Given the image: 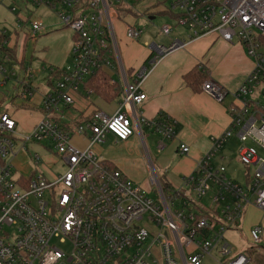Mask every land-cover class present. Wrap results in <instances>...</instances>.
Returning <instances> with one entry per match:
<instances>
[{
  "label": "built area",
  "instance_id": "built-area-1",
  "mask_svg": "<svg viewBox=\"0 0 264 264\" xmlns=\"http://www.w3.org/2000/svg\"><path fill=\"white\" fill-rule=\"evenodd\" d=\"M18 1L46 8L72 31L74 63L64 69L54 92L44 99L43 117L29 136L20 138L11 115L0 114V264H202L203 260L251 264L246 254H233L225 233L235 227L246 206L264 210V0H171L167 5L166 10L179 14L176 24L187 29L192 39L215 33L224 42H238L253 68L226 107L228 127L212 140L192 176L182 180V190L164 194L156 186L157 201L146 198L90 148L106 133L119 141L130 138L135 128L128 112L157 136L158 151L166 148L175 135L174 123L166 117L157 122L139 118L135 106L146 98L140 87L152 66L178 44L169 48L151 44L155 55L150 68L135 73L115 113L95 111L72 128L58 122L54 114L60 104H72L71 94L82 81L110 69L112 3L124 0ZM44 28L40 21H31L32 36ZM170 31L165 25L159 32L167 36ZM142 34V29L126 28L129 39L137 40ZM3 48H10L9 41L0 44V55ZM2 57L10 63L8 54ZM0 72H6L1 64ZM202 90L220 103L226 96L211 81ZM87 132L89 148L71 145L72 136ZM44 139L65 170L49 180L35 175L14 178L12 158L18 143L24 147ZM232 139L239 143L236 156L244 168V185L227 177L223 164H215L216 159L223 160L219 150ZM177 152L187 155L189 148L180 144ZM207 194L209 208L199 203ZM249 240L253 245L261 243L259 227L249 231Z\"/></svg>",
  "mask_w": 264,
  "mask_h": 264
},
{
  "label": "crops",
  "instance_id": "crops-1",
  "mask_svg": "<svg viewBox=\"0 0 264 264\" xmlns=\"http://www.w3.org/2000/svg\"><path fill=\"white\" fill-rule=\"evenodd\" d=\"M170 1L124 0L120 3L113 1L110 40L114 52L109 58L110 69L101 72L110 79V84L116 88L117 94L109 99L105 94L96 93L85 87L83 83L85 79L78 91L71 94L72 104L69 106L60 104L59 111L54 114L58 122L72 128L85 123L95 111L112 116L122 102V94L126 85L134 82L135 73L141 68H150V61L155 52L149 46L156 43L160 47L169 48L174 43L178 44L176 48L160 56L156 64L152 66L140 87L146 98L141 104L135 106V112L139 118L157 122L161 117H166L174 123L175 135L167 142L166 148L161 152L157 150V136L150 128L138 125L132 112L127 114L135 128L130 138L126 141H119L114 135L106 133L100 143L90 148L98 160L119 170L135 188L142 191L153 185L156 187L155 177L158 179V184L159 178H163L173 191L183 189L182 180L192 176L197 162L210 150L212 140L220 136L228 127L229 116L226 107L234 101L235 92L248 78L253 68L252 60L238 42H224L215 33L192 39L190 32L178 26L173 16L168 13L170 11L166 10ZM21 3L28 4L18 0H1L0 9L7 14V10L11 12V9L16 7L15 5L21 6ZM116 4H118L117 8H125L123 12L122 10L117 11ZM45 9L43 11L47 13L49 10ZM127 9L131 11L126 12ZM45 12H41L39 18L40 22L49 28L50 23L41 19ZM51 13L48 12L56 18ZM157 16L162 17L158 23L156 22L158 27L165 25L170 27L171 31L167 36L159 32L161 27L155 28L153 21ZM141 19L146 21L149 33L138 25L137 22ZM2 23L3 21H0V44L5 40L12 42L14 35L10 39L1 27ZM128 26L143 30L139 39L132 40L126 36ZM4 32L6 35H3ZM28 36H24L25 41L29 39ZM2 53L3 55L11 53L14 59L9 55L10 63L3 62V55H0V64L6 70L3 74L0 72V88L7 84L16 66L25 67L27 65L24 59L20 62L21 64H17L16 55L11 47L3 48ZM192 71L206 78L198 90H194L185 81V76ZM50 81L52 85L50 83L47 85L49 89L41 90L32 88L29 82L22 79L20 83L16 82L14 85L13 94L12 91L8 94L0 92V114H10L16 122L17 130L29 132L43 117L44 99L54 92L57 80L51 78ZM207 81L213 82L225 92L223 102H217L202 90L203 84ZM115 100H117L115 106L111 105L110 103ZM89 137V132L82 136L74 135L70 139L71 145L79 150H85L89 148ZM150 144L161 156L159 165L151 158ZM180 144L189 148L187 155H179L177 152ZM238 147L237 140H230L218 152L223 160H215V164L225 166L227 177L236 182H238L237 174L234 169H229V165L234 162L239 163L236 156ZM243 176L244 183L241 185L245 184L244 171ZM30 177L32 176L25 178ZM254 227L261 229L262 240L258 246L253 245L249 240V231ZM237 230L240 233L244 231L245 240L252 244L249 247L245 246L239 253L248 256L247 250L253 248L264 254V210L253 205L246 206L241 218L230 231L237 232ZM250 263L254 264L251 258ZM258 264H264V260Z\"/></svg>",
  "mask_w": 264,
  "mask_h": 264
},
{
  "label": "rangeland",
  "instance_id": "rangeland-1",
  "mask_svg": "<svg viewBox=\"0 0 264 264\" xmlns=\"http://www.w3.org/2000/svg\"><path fill=\"white\" fill-rule=\"evenodd\" d=\"M15 6L16 7H13L15 9V13L7 10L8 13L6 14L0 9V21H3L1 27H3V29L7 32L10 39L14 35L13 41H8L11 43L9 46L14 50L16 55L15 59L17 64H21L20 62L24 59V62H26L27 65L25 67L16 66L17 68L15 70L13 69L14 74L7 80V84L0 88V92L1 94H8L12 91L13 94L14 85H16V82L20 83L22 79H25L27 83L29 82L32 88L41 90L49 89L47 85L49 83L51 84V68L55 70L73 66L74 58L72 56V31L69 28L62 27L55 17L48 14L49 11L47 13L43 11L44 7H36L30 3H21V6ZM41 12H45V14L43 13V17L41 19L50 23L49 28L44 24L43 26L45 28L43 31L35 34V36H32L30 31L31 21H40L39 14ZM161 18L162 17L157 16L153 21V24L155 22V28L161 27L157 26L158 20ZM145 22L146 21L144 19H141L137 23L149 33ZM25 35H29V39L26 41L24 40ZM162 41L163 40L161 39V42ZM52 83L54 82L52 81ZM116 101L117 100L110 104L115 106ZM18 130L16 129V132L20 138H25L31 133V130L29 132H22L20 129ZM18 144L19 145L16 149L17 155L12 158V165L15 168L13 174L14 178L19 175L23 177L35 175L43 176L49 180L52 175H57L64 171V165L62 164L60 158L53 153L48 140L44 139L40 142L31 141L30 143L25 144L24 147L22 146V143ZM150 148L151 158L156 161L157 165H159L161 156L155 152L154 147L151 144ZM258 155L263 156V154L260 153H258ZM34 156L38 158V162L35 161ZM229 169H234L236 172L237 183L243 184V166L234 162L229 165ZM139 191H144L143 193L149 200L157 201L158 195L155 185L151 186L147 190L144 189L142 191L139 189ZM199 203L202 204L203 207L209 208L211 203L209 201L208 194L206 197L199 200ZM11 232L12 230H9V233ZM244 234V231L243 233H240L239 230H237V232L227 231L225 233V239L236 254L241 252L245 246L249 247V245H252L245 240L246 238ZM59 249L64 252L67 251V248L63 246H59ZM202 264L215 263L209 260H203Z\"/></svg>",
  "mask_w": 264,
  "mask_h": 264
},
{
  "label": "trees",
  "instance_id": "trees-1",
  "mask_svg": "<svg viewBox=\"0 0 264 264\" xmlns=\"http://www.w3.org/2000/svg\"><path fill=\"white\" fill-rule=\"evenodd\" d=\"M115 6H116L117 11L122 10L123 12V9H125L121 7L117 8L118 4H116ZM130 11H131L130 9H127L126 12H130ZM168 13H170V15L173 16L175 20L179 17V14L175 12L170 11ZM9 55L13 58V54L9 53ZM50 72H51L52 79L59 80L63 75L64 69L54 70L51 68ZM205 79L206 78H203L200 73L195 72V71H192L185 76V81L188 82L194 90H198L200 84ZM83 83L85 87H88L91 90H94L96 93L105 94L107 98L109 99H112L117 94L116 88L110 84V79L106 76L105 73L101 71L96 72L93 76L87 78ZM161 119L162 117L159 120ZM110 168L114 169L113 167H110ZM159 187L163 191L164 194L166 192L173 191L171 187L163 180V178H159ZM247 254L253 260L254 264H258L261 260H264V254L255 251L253 248L247 250Z\"/></svg>",
  "mask_w": 264,
  "mask_h": 264
},
{
  "label": "water",
  "instance_id": "water-1",
  "mask_svg": "<svg viewBox=\"0 0 264 264\" xmlns=\"http://www.w3.org/2000/svg\"><path fill=\"white\" fill-rule=\"evenodd\" d=\"M151 170H152V172H153V174H154V168H153L152 164H151ZM154 180H155L156 186L159 187L158 179L155 177Z\"/></svg>",
  "mask_w": 264,
  "mask_h": 264
}]
</instances>
